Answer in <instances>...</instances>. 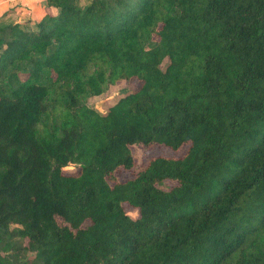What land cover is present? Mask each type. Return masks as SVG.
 Masks as SVG:
<instances>
[{"label": "trees", "instance_id": "obj_1", "mask_svg": "<svg viewBox=\"0 0 264 264\" xmlns=\"http://www.w3.org/2000/svg\"><path fill=\"white\" fill-rule=\"evenodd\" d=\"M49 2L0 24V264H264V0Z\"/></svg>", "mask_w": 264, "mask_h": 264}, {"label": "rangeland", "instance_id": "obj_2", "mask_svg": "<svg viewBox=\"0 0 264 264\" xmlns=\"http://www.w3.org/2000/svg\"><path fill=\"white\" fill-rule=\"evenodd\" d=\"M157 37H154L153 42H156ZM140 85V82L137 79L130 80H120L116 84H109L104 92L99 96H90L85 99V103H88L94 106L96 109L100 111H105L110 105L114 104L121 96L125 95L128 92L136 90ZM184 146L182 149L178 151L171 150L168 147L163 145H152L149 147H145L140 144H136L132 146V154L134 156L135 164L132 169L118 168L116 170V175L119 180H125L131 177L137 170L145 167L149 160L156 155L164 154V155H180L184 152ZM67 172H78L75 165H69L65 168ZM170 182H165L164 186H169ZM126 211L132 215L137 216V209L124 204Z\"/></svg>", "mask_w": 264, "mask_h": 264}, {"label": "crops", "instance_id": "obj_3", "mask_svg": "<svg viewBox=\"0 0 264 264\" xmlns=\"http://www.w3.org/2000/svg\"><path fill=\"white\" fill-rule=\"evenodd\" d=\"M46 8L50 11L56 9L49 0H0V24L22 22L27 19L37 20Z\"/></svg>", "mask_w": 264, "mask_h": 264}]
</instances>
